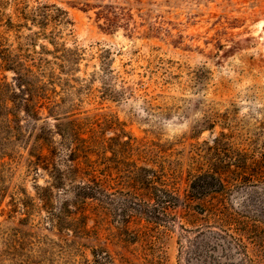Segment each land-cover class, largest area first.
Returning <instances> with one entry per match:
<instances>
[{"label": "rangeland", "instance_id": "obj_1", "mask_svg": "<svg viewBox=\"0 0 264 264\" xmlns=\"http://www.w3.org/2000/svg\"><path fill=\"white\" fill-rule=\"evenodd\" d=\"M38 1L67 13L71 25L56 34V45L72 53L63 67L48 39L29 48L43 59L34 83L42 92L38 125L52 129L67 118L77 126L95 151L96 175H110L112 202L87 200L75 211L81 235L56 230L35 195L48 177L30 168L29 145L4 148L0 264H93L95 248L115 263L120 254L128 264H188L180 252L178 226L190 228L182 208L149 225L133 210L123 214L122 184L134 165L172 172L183 198L188 175L205 169L204 152L221 134L264 170V0ZM14 38L9 34L13 49ZM11 78L0 69V83L12 85ZM19 118L27 134L26 118ZM225 194L232 213L264 211V186ZM63 200L54 192L56 206Z\"/></svg>", "mask_w": 264, "mask_h": 264}, {"label": "trees", "instance_id": "obj_2", "mask_svg": "<svg viewBox=\"0 0 264 264\" xmlns=\"http://www.w3.org/2000/svg\"><path fill=\"white\" fill-rule=\"evenodd\" d=\"M84 6L89 7L88 4ZM70 25L67 13L55 4L38 0H0V69L12 74V85L5 79L0 83V155H10L4 148L17 141L28 144L30 168L36 171V176L41 170L48 177L44 187H34L47 214L46 220L56 230L66 229L81 235L75 211L82 209L87 200L101 204L106 198L112 202L111 195L107 194L110 175L100 170L99 177L96 175L95 161L90 159L95 151L80 137L72 121L65 118V123H58L52 129L45 124L38 125L42 92L34 83L43 59L34 57L41 53L29 50L36 47L37 39H48L59 52L60 65L65 67L72 53L56 45V34ZM22 30L29 34L23 35ZM9 34L15 37L17 46L14 49L9 44ZM39 48L46 51L42 45ZM19 114L26 118L23 123L31 129L27 134ZM55 135L59 137L58 143L53 141ZM227 140V135L221 134L212 140V146L208 145L202 157L205 169L194 170L188 175L189 190L183 198L177 193L172 172L134 165L122 184L124 215L127 210H133L136 217L154 225L164 223L162 218H168L172 209L182 208L183 220L190 228L183 224L178 226L185 238L180 252L188 264H264V211L238 213L234 210L232 213L224 198L232 188L264 186V170L259 169L260 161L247 159V154L234 150ZM252 171L254 174H249ZM54 192L64 197L60 206L54 202ZM234 224L241 228H232ZM83 232H86L85 227ZM91 255L93 264H128L120 254L115 263L108 252L99 248L93 249Z\"/></svg>", "mask_w": 264, "mask_h": 264}]
</instances>
